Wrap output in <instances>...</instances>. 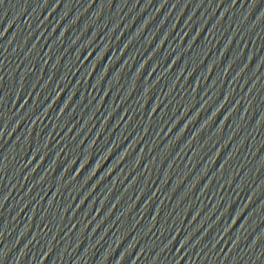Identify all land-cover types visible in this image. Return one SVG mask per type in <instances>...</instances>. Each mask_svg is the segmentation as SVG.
I'll return each instance as SVG.
<instances>
[{
	"label": "water",
	"instance_id": "1",
	"mask_svg": "<svg viewBox=\"0 0 264 264\" xmlns=\"http://www.w3.org/2000/svg\"><path fill=\"white\" fill-rule=\"evenodd\" d=\"M0 264H264V0H0Z\"/></svg>",
	"mask_w": 264,
	"mask_h": 264
}]
</instances>
